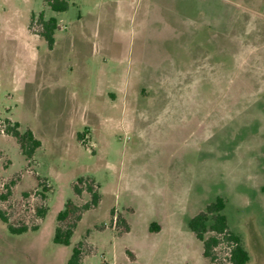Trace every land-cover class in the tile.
Instances as JSON below:
<instances>
[{"label": "rangeland", "instance_id": "obj_1", "mask_svg": "<svg viewBox=\"0 0 264 264\" xmlns=\"http://www.w3.org/2000/svg\"><path fill=\"white\" fill-rule=\"evenodd\" d=\"M51 1L0 0V264H227L188 229L217 198L264 264V0Z\"/></svg>", "mask_w": 264, "mask_h": 264}, {"label": "trees", "instance_id": "obj_2", "mask_svg": "<svg viewBox=\"0 0 264 264\" xmlns=\"http://www.w3.org/2000/svg\"><path fill=\"white\" fill-rule=\"evenodd\" d=\"M49 8L52 12L62 13L68 9V4L62 0H52L49 4ZM42 37L47 42L48 47L51 48L54 44V33L57 30V20L50 18L48 21L43 22ZM6 133L12 136L19 147V151L26 160H29L36 149L40 147V141L35 139L32 132L27 130L24 133L18 131V124L13 126L9 125L6 121ZM91 192V188H88ZM92 204H96L98 196L96 194L91 195ZM69 202L65 205V210L59 212L57 215L58 221L65 219L70 213ZM225 204L221 198H217L213 203L206 206L204 211L197 214L194 218L188 222V229L195 236L197 240L202 243L203 256L205 258H211L212 249L218 246L221 242L225 243L229 247L228 263L227 264H247L249 256L239 237L228 232V226L225 216L223 215ZM0 219L5 221L0 213ZM150 230H155V226L151 225ZM9 231L12 234H22L26 230L13 229L9 227ZM72 238V230H61L57 228L54 232L53 243L61 246H69ZM81 251L78 247L73 248L71 256L67 261V264H80Z\"/></svg>", "mask_w": 264, "mask_h": 264}, {"label": "built area", "instance_id": "obj_3", "mask_svg": "<svg viewBox=\"0 0 264 264\" xmlns=\"http://www.w3.org/2000/svg\"><path fill=\"white\" fill-rule=\"evenodd\" d=\"M1 129H2V130H1V134L6 133V125H5V127H2Z\"/></svg>", "mask_w": 264, "mask_h": 264}]
</instances>
